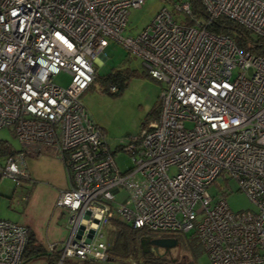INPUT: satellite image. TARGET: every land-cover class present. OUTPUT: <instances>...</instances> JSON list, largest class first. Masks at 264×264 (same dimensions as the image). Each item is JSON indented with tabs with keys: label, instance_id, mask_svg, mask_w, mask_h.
<instances>
[{
	"label": "built area",
	"instance_id": "1",
	"mask_svg": "<svg viewBox=\"0 0 264 264\" xmlns=\"http://www.w3.org/2000/svg\"><path fill=\"white\" fill-rule=\"evenodd\" d=\"M200 2L206 17L192 24L187 1L163 2L128 36L129 9L144 0H0V128L21 144L0 153V175L25 179L17 164L25 155L52 153L64 164L68 187L55 205L69 214L68 232L46 242L58 255L52 264L106 261L112 218L165 236L193 231L211 264H264V55L206 27L223 16L264 36V0ZM109 41L163 83L158 117L118 146L131 156L125 171L80 99ZM60 71L70 75L65 87L53 81ZM219 175L255 208L231 210L224 191L213 199L207 188ZM27 238L26 225L0 219V264H23Z\"/></svg>",
	"mask_w": 264,
	"mask_h": 264
},
{
	"label": "rangeland",
	"instance_id": "2",
	"mask_svg": "<svg viewBox=\"0 0 264 264\" xmlns=\"http://www.w3.org/2000/svg\"><path fill=\"white\" fill-rule=\"evenodd\" d=\"M163 4L162 0H144L140 7L130 8L123 34L137 35L151 22ZM116 68L126 73V85L119 94H110L102 77ZM95 73L98 78L82 92L80 99L92 121L102 131L110 149L114 151L118 168L125 171L131 167V156L118 146L125 145L130 138L138 135L148 119L152 118L149 114L159 104L163 83L151 78L141 59L114 41H109L99 57ZM53 81L65 87L70 82V75L60 71L53 76ZM0 145L8 146V149L13 151L21 147L11 127L0 128ZM17 164L26 171L27 177L15 182L9 176H0V219L24 224L36 232L38 242L43 248L39 255H32L23 264H50L51 254L45 248L46 242L62 241L68 232L69 214L55 205L59 190L67 188V172L57 157L46 152L33 156L25 155ZM173 171L174 168L171 167L170 172ZM221 191L225 192V200L231 210L255 208L248 196L238 189L233 178L219 175L207 188L213 199ZM124 197L125 193L120 190L119 200ZM106 226H109V223ZM105 230L106 227L104 233ZM178 239V245L170 248V252L164 253L166 262L174 259L180 262L179 264H211L193 231L179 234ZM159 253L163 251L160 249ZM118 261L121 260L118 258ZM123 261L130 262L131 257H125ZM62 264L84 263L75 257H67Z\"/></svg>",
	"mask_w": 264,
	"mask_h": 264
},
{
	"label": "trees",
	"instance_id": "3",
	"mask_svg": "<svg viewBox=\"0 0 264 264\" xmlns=\"http://www.w3.org/2000/svg\"><path fill=\"white\" fill-rule=\"evenodd\" d=\"M170 5L181 1H187L190 6V16H186V21L189 24L194 22L196 18L206 17V12L200 0H162ZM209 31L222 33L230 36L235 44L242 50L264 55V36L253 34L248 29L244 28L230 18L223 16L217 17L210 21L206 26ZM148 74V73H147ZM149 75V74H148ZM150 76V75H149ZM151 77V76H150ZM98 76L95 73L94 79ZM127 75L121 69L116 68L110 70L102 81L110 94H119L124 89ZM152 78V77H151ZM155 79V78H154ZM157 80V79H156ZM92 81V82H93ZM91 82V83H92ZM115 85V90H110L109 86ZM91 85V84H90ZM159 113V104L153 108L149 114L152 116L150 120L156 119ZM147 121V120H146ZM149 121V119H148ZM8 146L0 145V153H12L13 150L8 149ZM157 232L149 231L143 228L133 229L128 223H125L117 218H112L109 221V226H106L105 241L107 244V259L106 262H83L84 264H179L176 260L166 258L158 252L145 250L143 247L144 238L146 236H163ZM178 237V236H176ZM42 245L38 242L35 234L28 229L27 243L23 252V262L29 259L32 255L40 254ZM131 257L130 262H124L125 257ZM58 255L54 253L50 257V264L57 261ZM118 258L121 261H118Z\"/></svg>",
	"mask_w": 264,
	"mask_h": 264
},
{
	"label": "water",
	"instance_id": "4",
	"mask_svg": "<svg viewBox=\"0 0 264 264\" xmlns=\"http://www.w3.org/2000/svg\"><path fill=\"white\" fill-rule=\"evenodd\" d=\"M86 218H87V214H85L84 219L82 220L83 223L86 222ZM98 219V215L95 216L94 221H97ZM83 225L80 226V228L78 229V234L77 236L79 237L82 231ZM91 237V233L88 234L87 237V241H89ZM148 243H150L151 245H154L156 248H162L165 251L175 247L178 245V240L177 238L173 237V236H157V237H153L151 239L148 240Z\"/></svg>",
	"mask_w": 264,
	"mask_h": 264
},
{
	"label": "flooded vegetation",
	"instance_id": "5",
	"mask_svg": "<svg viewBox=\"0 0 264 264\" xmlns=\"http://www.w3.org/2000/svg\"><path fill=\"white\" fill-rule=\"evenodd\" d=\"M153 237H157V236H146L145 238H144V242H143V248L145 249V250H148V251H152V252H158L159 253V250L161 249L162 251H163V253H161V255L163 256L164 255V253L166 254L167 252H170V250L171 249H168V250H164V249H162V248H156L154 245H151L150 243H148V240L149 239H151V238H153ZM173 237H175V236H173ZM175 238H177V240H178V242H179V239H178V237H175ZM160 254V253H159Z\"/></svg>",
	"mask_w": 264,
	"mask_h": 264
},
{
	"label": "crops",
	"instance_id": "6",
	"mask_svg": "<svg viewBox=\"0 0 264 264\" xmlns=\"http://www.w3.org/2000/svg\"><path fill=\"white\" fill-rule=\"evenodd\" d=\"M98 62H99V59H96L95 60V67H96V65L98 64ZM1 176V175H0ZM67 179H68V176H67ZM67 187H68V185H67ZM63 189V188H62ZM57 197V196H56ZM28 229H30L34 234H35V236H36V232L33 230V229H31L30 227H28ZM36 238H37V240H38V237L36 236ZM39 241V240H38Z\"/></svg>",
	"mask_w": 264,
	"mask_h": 264
},
{
	"label": "clouds",
	"instance_id": "7",
	"mask_svg": "<svg viewBox=\"0 0 264 264\" xmlns=\"http://www.w3.org/2000/svg\"><path fill=\"white\" fill-rule=\"evenodd\" d=\"M163 236H165V235H163Z\"/></svg>",
	"mask_w": 264,
	"mask_h": 264
}]
</instances>
